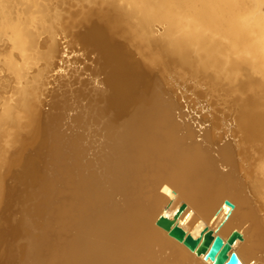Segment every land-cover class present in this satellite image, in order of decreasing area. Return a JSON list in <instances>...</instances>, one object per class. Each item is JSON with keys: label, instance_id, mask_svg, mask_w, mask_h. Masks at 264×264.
I'll use <instances>...</instances> for the list:
<instances>
[{"label": "bare ground", "instance_id": "obj_1", "mask_svg": "<svg viewBox=\"0 0 264 264\" xmlns=\"http://www.w3.org/2000/svg\"><path fill=\"white\" fill-rule=\"evenodd\" d=\"M80 2L52 18L49 0H0V39L12 38L11 49L0 57L14 78L0 106V126L4 127L0 186L5 190L0 264H213L205 259L207 251L198 255L156 225L160 215L195 239L211 231L225 244L237 231L241 237L235 238L228 253L235 251L243 264H264V0ZM256 15L257 19L248 21ZM91 17H97L106 29L93 23L66 43L69 49L86 54L90 65L85 68L96 74L99 86L77 83L76 91L87 95L75 97L82 100L74 111L78 113L72 133L77 136L65 146V137L57 129L62 96L53 93L41 116L38 93L28 87L36 72L31 74L27 67L56 51L54 41L38 42L41 34L67 33ZM148 18L167 21L169 26L153 37ZM137 26L151 33L148 41L141 30L133 32ZM14 50L20 57H13ZM174 65L196 67L236 90V111L230 105L220 106L221 96H210V103L216 116H232L241 146L255 152L257 161L248 166L249 181L237 175L231 148L223 153L231 170L218 174L204 147L181 145L187 133L169 117L160 76ZM144 68L157 69L159 75L152 79ZM253 88L260 93H251ZM125 114L117 126V119ZM103 121L105 151L118 155L116 173L130 181L118 187L101 180L107 185L106 193L98 178H86L82 166L89 149L82 143ZM27 143L36 146L29 150ZM54 166H58L56 181L50 174ZM143 178L145 191L134 196ZM114 190L120 196L117 200L110 193ZM165 250L168 253L162 255Z\"/></svg>", "mask_w": 264, "mask_h": 264}, {"label": "rangeland", "instance_id": "obj_2", "mask_svg": "<svg viewBox=\"0 0 264 264\" xmlns=\"http://www.w3.org/2000/svg\"><path fill=\"white\" fill-rule=\"evenodd\" d=\"M79 3H81L80 0H62V1L61 0L60 1L59 0H49L50 7H52L50 8L52 11L51 12L52 18L56 12H59L60 14L64 13L66 9L68 8H71V7L76 8ZM124 6L125 5L120 4L121 8ZM260 15L261 14H259V16ZM148 19H147V23H148L149 32L151 31L156 32V34L155 32L154 34L153 32L152 34L149 33L153 37L157 38V36L158 37L161 36L163 34V31H165L169 26V22H168V26H166L167 21H157L155 19L152 20V18H148ZM255 19H257V15L253 17L250 16V18H248V21L252 22ZM98 21L99 20H97V17H91V19H89L88 22L83 23V24L81 23L79 26H77L78 28L75 27L71 29L70 31H68L67 33L59 30V31H56V33H54L53 35L41 34L38 38V42L42 44V43H48V42L54 41L56 43V51L55 52L52 51L49 58L45 61L39 62L38 65L27 67L29 68L27 70H30L31 74L36 72V74L28 80L29 81L28 87L30 89L35 90V93H38L37 104L39 105L38 107L40 111L42 110L41 116L47 110L46 108L48 107L47 104L50 103L51 96L53 93H58L62 96V103H60V107L58 109L59 120L57 122V129L58 131H60V133H63V136L65 137V142H66L65 146L68 143L70 144V142H72V140L74 139L76 135V133L75 134L72 133V130L74 129V122H75L74 119L78 112L75 114L74 111L76 107L80 105L79 103H81L82 100H78V99L76 100L75 97L79 96L78 98H82L85 95H87L86 91H84L83 93L82 92L78 93L76 91V88L78 86L77 83L79 81L80 82L86 81L89 83L90 87L92 88L93 87L98 88L99 86V79L96 76V74L93 73L92 71L87 72V69L85 68V66L90 65L89 58L85 56L86 54L83 51H79L78 49H75V50L69 49L67 46V43L70 40V37L76 35L78 32L81 31V29L90 28L91 25H93V23H96L97 25L99 23L98 26L105 30L106 26L102 22H98ZM131 21H133V19H131ZM149 23H150V26H149ZM157 29L159 31H157ZM137 30L140 31L141 29L138 26L136 27V29L133 28V32L136 34L138 32ZM140 32L141 34L145 33L142 30ZM145 34L143 35V37L146 38L145 41H148L147 39L149 37V34L147 33ZM117 40L118 39H114L115 42H117ZM121 41H122L121 39L118 40V42H121ZM11 46H12L11 36L10 35L3 36L0 39V54L5 50L11 49ZM131 51H133L135 56L139 57L138 52L135 51V49H132ZM15 52L17 54H15ZM12 55L13 57L15 56V58L16 56L17 58L20 57L16 50L13 51ZM177 66L179 67L180 65H177ZM177 66L174 65L173 67H170L167 70V73H163L160 76L162 77L161 80L164 82L162 88H164V93H165V98H166L165 105L167 106V108H169L168 109L170 113L169 117L171 118L173 124L177 128H179L180 131L183 130L184 134L187 133V135L185 134V136L182 134V136H184V139H182L181 145H183V147L185 148L199 147L202 149V147H204L207 155L209 156L211 161L214 162V167L218 174H228L230 172L231 164H229L228 162L224 160L223 153L228 148H231L232 156H233L235 165L237 166V169H236L237 175H239L238 174L239 172L243 180L249 181L248 178H250L249 176L250 172H249L248 166H251L253 162L257 161V156L255 155V152L253 150L246 151L241 146V142H239L240 140L237 134L238 132H236L237 129L235 127L236 126L235 122L233 121L232 118H230L232 116L227 115L229 119L226 115L225 116L227 119L225 118V116L221 117L220 116L221 114H218L216 116L215 114L216 109L213 108L212 103H210L211 102L210 96L211 97L214 96L216 98L221 96L219 99L222 98L223 102L220 106L223 107L224 105L225 106L230 105L229 108L230 107L232 108V109L230 108V110L236 111L238 106H237L236 100L234 101L233 99L235 97L234 96L235 94L233 93H236V90L232 88L231 86L225 84L224 80L222 81V79H215V78L213 79V77L208 75L211 78L210 79L203 71H201L200 69L196 67H194L196 69L195 71H190L192 69L194 70V68L185 67L184 69V67L182 68V66H180L179 70H176L178 69L176 68ZM189 68L190 70H188ZM8 69L9 67L5 63L4 59L0 57V106L3 105V102H4L3 98L9 94L10 83L12 82V80H14L13 76L10 74ZM27 70H26V74H27L26 76L28 77L30 75L29 74L30 72ZM181 70H184V71H182L183 74L180 75V73H182ZM145 71L148 74V76L151 77L152 79L156 78L157 75H159V71L154 68H148V69H145ZM177 72H178V75H177ZM252 73L258 74L259 71L253 70ZM180 78L181 79L183 78V79L181 80ZM189 79L190 81H188ZM179 81H181V83ZM19 83L23 84L24 80L23 82L21 80ZM51 89H53V91ZM251 90H252L251 93L253 94L257 95L260 93L259 89L257 88H253ZM194 91L196 93L197 91L198 93L201 92L202 94L200 93V95H198V93L196 94ZM63 104L66 105L65 108H63ZM212 109H213V112H212ZM0 111H1V107H0ZM128 114L120 116V118L117 119L116 121L117 126H118V123L120 121H123L124 118H126ZM211 115L213 116L212 117L213 119L211 118ZM215 118H217L218 121ZM71 120H73L72 123H71ZM213 122L214 123L217 122L218 124L217 123L214 124ZM104 126L105 124L103 121L99 124L97 128L94 129V133H95L94 135H90L88 138L86 136L85 137L86 141L85 140L84 142L82 141L83 142L82 144H84L85 148H89V149H86L83 155V159H82L83 160L82 166L84 168V174L86 173V178L91 177L93 180H95V178H98V180L100 181L103 180L104 184H109L112 181L113 183L118 185V187L123 185L126 182H129L128 184H130V181L125 180L126 178L118 175L119 172L116 173L117 168H119L120 166V160L118 158V155L115 154L114 156L116 158H114V156L112 157V155H110L111 153H109L108 151H105L106 132L104 130L105 129ZM3 128H4L3 126H0L1 133H2ZM70 138H71V141H70ZM1 139H5V137ZM0 141L2 142V140ZM1 142H0V145L3 143ZM259 143L257 144L255 143L254 145H259ZM262 144H264V142H262ZM24 146L26 148L28 147L30 150L34 148L36 144L32 148L29 147L30 143H27ZM64 152H63V155H64ZM65 154H66L65 156H68V153H65ZM65 156L63 157L66 158ZM19 166L20 165H17L15 168H18ZM57 167L54 166L51 168L52 170L50 169L51 177L55 181H56L55 175H56ZM8 176L9 175H5L3 178H9ZM1 177H2V173L0 172V178ZM142 180L144 182L140 181L138 186L137 187L135 186L136 190L133 193L134 196L135 195L138 196L143 191H145L144 183L146 182V180H144V178ZM104 184L101 181L99 185H100V189H102V191L106 193V189L108 188H107V185H104ZM4 191L5 190L2 189V187L0 186V193H1L0 198L2 197V199H0V209H1V206L4 204V197H3ZM110 193L113 195L112 197L115 200L120 198V196L116 193L115 190ZM48 221L49 220L47 219V223ZM50 223L52 226L56 225L55 222L52 223L50 221ZM52 241H54L53 238H52ZM167 253H168V250H165L163 251L162 255H166Z\"/></svg>", "mask_w": 264, "mask_h": 264}, {"label": "water", "instance_id": "obj_3", "mask_svg": "<svg viewBox=\"0 0 264 264\" xmlns=\"http://www.w3.org/2000/svg\"><path fill=\"white\" fill-rule=\"evenodd\" d=\"M98 40L95 39V41ZM224 202L233 207V204L229 200L226 199ZM156 225L168 231L170 236L183 242L190 250H196L198 255L207 251L205 259L209 258L213 260V264H243L235 251L228 253L230 245L234 242L235 238L241 237L237 231H233L228 237L227 243L223 244L222 239L218 236L213 237L211 231L205 232L202 239L201 237L195 239L162 215L157 218Z\"/></svg>", "mask_w": 264, "mask_h": 264}, {"label": "snow or ice", "instance_id": "obj_4", "mask_svg": "<svg viewBox=\"0 0 264 264\" xmlns=\"http://www.w3.org/2000/svg\"><path fill=\"white\" fill-rule=\"evenodd\" d=\"M164 191L166 192H169L170 193V190L168 188H165ZM166 215V214H165Z\"/></svg>", "mask_w": 264, "mask_h": 264}]
</instances>
